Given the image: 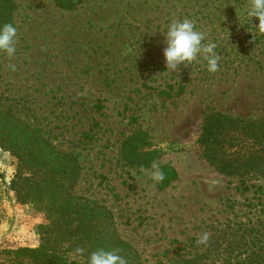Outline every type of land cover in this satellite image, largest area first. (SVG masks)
I'll return each instance as SVG.
<instances>
[{"label":"rangeland","instance_id":"374dc122","mask_svg":"<svg viewBox=\"0 0 264 264\" xmlns=\"http://www.w3.org/2000/svg\"><path fill=\"white\" fill-rule=\"evenodd\" d=\"M15 1L16 53L0 54V107L78 157L75 194L108 208L145 264H264V193L220 175L198 144L211 110L264 118V33L245 15L251 0H84L73 11ZM185 19L216 45L215 73L203 57L166 69L164 36ZM138 135V153H156L146 166L122 156ZM153 163L176 179L153 181ZM22 176L0 148V252L45 239V213L19 200Z\"/></svg>","mask_w":264,"mask_h":264},{"label":"trees","instance_id":"16d2710c","mask_svg":"<svg viewBox=\"0 0 264 264\" xmlns=\"http://www.w3.org/2000/svg\"><path fill=\"white\" fill-rule=\"evenodd\" d=\"M53 1L65 11H73L84 2ZM16 9L15 0H0V25L10 23L16 28ZM143 139L138 135L123 143L124 159L138 162L142 157L141 164H149L156 153H138ZM198 144L203 159L220 175L239 179L245 191L254 188L264 193V118L211 110L204 116ZM0 148L16 156L20 168L29 175L16 181L19 200L43 211L47 220L41 246L3 250L0 264H87L88 256L99 249L117 250L127 264H145L141 254L121 236L113 213L97 201L75 194L83 170L76 155L61 150L41 128L3 107ZM161 170L164 186L176 179L170 165ZM77 247L85 250L83 254H75Z\"/></svg>","mask_w":264,"mask_h":264},{"label":"clouds","instance_id":"9594fccd","mask_svg":"<svg viewBox=\"0 0 264 264\" xmlns=\"http://www.w3.org/2000/svg\"><path fill=\"white\" fill-rule=\"evenodd\" d=\"M245 15L251 21L258 19V26H254L260 33H264V0H251L250 7ZM17 29L12 24L0 25V52L6 53L8 57H13L16 53L15 40ZM205 35L196 30L195 24L191 20H183L169 25L166 36H164L163 58L166 69L175 71L177 68L191 64L197 57H203L206 61L207 71L215 73L218 70L220 54L215 51L214 43H204ZM151 179L155 182L165 180L164 172L159 165L153 163ZM209 234L204 232L197 240L200 246H207ZM85 250L77 247L75 254H83ZM87 264H127L126 260L117 250L106 251L99 249L92 252L87 259Z\"/></svg>","mask_w":264,"mask_h":264}]
</instances>
